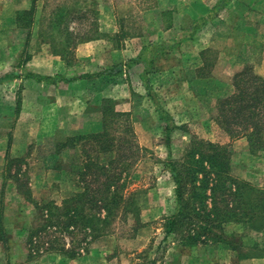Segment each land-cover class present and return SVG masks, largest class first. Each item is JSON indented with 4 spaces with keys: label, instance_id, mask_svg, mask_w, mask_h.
Masks as SVG:
<instances>
[{
    "label": "crops",
    "instance_id": "obj_1",
    "mask_svg": "<svg viewBox=\"0 0 264 264\" xmlns=\"http://www.w3.org/2000/svg\"><path fill=\"white\" fill-rule=\"evenodd\" d=\"M4 3L5 0H0V10H4ZM29 7L30 1L25 9ZM216 9L218 15L189 37L178 33L171 37L157 30L153 38L143 35L133 38L131 42L136 41V47L125 44L120 48L113 47L110 40L98 39L78 44L71 61L68 55L65 61L52 54L44 41L47 44L44 47L40 42L38 48L32 51L28 48L30 56L22 68L11 72L18 78L0 83V107L8 109V115H15L11 133L0 137V171L4 173L7 158L24 157L34 142L44 139L62 142L101 132V104L106 99L112 102L114 112L127 115L140 148L150 149L153 134L164 129V144L158 148L164 147L170 158L183 153V144L177 149L173 147L175 136H181L186 143L190 135L188 127L194 129V125L200 124L208 130L207 125L217 123L212 119L214 80L219 86L224 82L226 92L228 89L231 94L233 77L245 67L264 79V0H231L227 6ZM233 9L236 16L227 19L225 14ZM105 18L99 19L100 29L112 35L117 22L109 12ZM7 27L10 32L19 29L15 21L0 19V55H21L26 43H15V36L6 41ZM7 91L8 94L12 91V99L8 101ZM142 107L148 108L150 115L138 116ZM0 115L5 117L6 113ZM154 117L159 119L155 121ZM202 138L213 140L212 135L203 134ZM221 144L230 146L231 168L238 180L264 189V150L251 152L245 136L231 139L226 133L222 134ZM3 196L1 191L0 202ZM242 229L253 236L252 244L245 245ZM223 233L237 238L242 252L250 246L261 249L262 233L250 232L243 224L227 223ZM159 251L160 256L150 264H264V256L244 257L223 242L185 245L178 241Z\"/></svg>",
    "mask_w": 264,
    "mask_h": 264
},
{
    "label": "trees",
    "instance_id": "obj_2",
    "mask_svg": "<svg viewBox=\"0 0 264 264\" xmlns=\"http://www.w3.org/2000/svg\"><path fill=\"white\" fill-rule=\"evenodd\" d=\"M37 1L30 0L28 9L16 12L18 28L31 26ZM87 2L75 0V4L69 5L68 0L64 1L47 17L44 14L40 19L41 22L49 21L40 37H47L52 52L64 60L63 55L69 53L71 44L75 46L97 39L89 32L77 33L64 24L76 21L84 25L89 20L85 7ZM91 14L97 15L95 12ZM88 25L93 28L95 23ZM60 29L65 31L64 46L57 40L62 33ZM16 78L18 76L14 73L6 74L0 77V83ZM233 85L235 92L218 102L220 114L217 123L231 139L245 136L251 152L264 150V79L249 67L234 76ZM101 113V132L71 137L55 144L58 152L79 145L82 154L88 156L78 173L83 184L80 191L59 204L54 201L37 202L31 199L30 192L23 191L20 183L16 184L18 192L35 209L37 223L28 231L26 241L29 257L31 249H35L37 254L46 251L63 254L70 259L77 258L97 239L112 232L118 217L126 219L131 213L138 220L139 207L135 196L140 190L129 187L133 183L130 175L138 157L146 150L137 145L127 115L114 112L110 100L103 101ZM168 142L166 139V145ZM91 154L94 155L92 159L89 157ZM109 154L112 156H107ZM100 157L107 158L105 164L100 163ZM25 161V157L7 158L6 164L11 167ZM230 164L231 152L226 146L196 138L191 140L181 159L173 161L168 157L175 208L171 215L162 219L165 234L180 237L179 241L185 245L223 242L244 257L264 256L262 247L258 251L250 246L242 252L240 241L223 233L225 224L240 223L264 236V189L254 188L232 177Z\"/></svg>",
    "mask_w": 264,
    "mask_h": 264
},
{
    "label": "rangeland",
    "instance_id": "obj_3",
    "mask_svg": "<svg viewBox=\"0 0 264 264\" xmlns=\"http://www.w3.org/2000/svg\"><path fill=\"white\" fill-rule=\"evenodd\" d=\"M29 1L15 0L11 2L10 0H5L4 10H0V19L15 21V9L19 7L21 9L19 11L26 10L25 7L29 6ZM64 1L67 0H38L36 14L29 28H15V32H10L11 29L8 27L5 29L6 41H10L11 37L15 36L13 41H16L15 43H26V47L22 50L21 55H12V53L0 55V77L22 68L24 60L30 56L27 53L28 48L32 51L40 46V42L43 47L47 45L43 41L48 43L52 52L48 38L40 37V34L46 30L45 27L49 26V21L41 22L40 19L44 14L47 17L52 9L57 5H61ZM230 1L88 0L85 7L89 14V20L85 21L84 25H79L80 23L76 21L64 24L77 33L89 32L90 35L96 36L95 38L97 39L91 41L103 39L109 42L110 40L109 43L113 47L116 46L118 48L125 44L135 46L137 45L136 41L131 42L133 38L141 35L145 38L146 36L147 38H153L157 35V30L165 32V35L171 37L177 33L183 37H189L204 22L218 15L219 12L216 8L221 5L227 6ZM68 4H75V0H68ZM43 5H46V7L44 8ZM90 12H95L97 15ZM108 12L114 15V20L118 26L116 32L112 35L107 32L108 30L100 29L99 25L100 17L105 16L107 20ZM167 12H170V14L167 15ZM232 15L236 16L234 9L225 14L227 19L230 16L232 17ZM92 23H95L93 28L88 25ZM191 29L194 31L190 34L189 31ZM16 31H19V33L16 34ZM60 31L62 33L57 40L61 43V46H64L65 31L62 29ZM245 40L247 41L248 39L245 38ZM78 44L75 46L70 45L69 53L66 54L68 55V61L72 60L71 56L74 55V49ZM66 55H63V58L67 60ZM246 68L249 67L244 69ZM221 84L219 86L218 81L214 80L212 109V119L214 120L218 119L220 114L218 102L235 92L233 79L231 82L233 93L231 94H228V91H230L228 89L226 92L224 87L226 84L224 82ZM228 86L230 87V84ZM200 89L198 87V90ZM9 91L6 92V101L9 98L12 99V91L8 94ZM224 93L228 96H223ZM4 112L6 113L5 117L0 115L1 138L8 137L15 124V115H8V109L0 107V114ZM138 113V116L150 115L148 108L145 107L139 109ZM199 113L202 115L203 109ZM134 116L137 115L134 114ZM158 119L157 117L155 121ZM194 126V129L193 127H188V125L185 126V128L188 127L187 129L190 132L186 143V140H182L181 136H175L172 139L174 149L180 148L183 144L182 148L184 150L179 155L174 154V157H171L173 161L181 159L184 152L188 149L191 142L190 136L193 139L206 140L202 138L203 134L212 135V142L226 146L230 150L229 144H221L222 134L226 132L218 123L212 126L207 125L206 128L208 130H205L200 124ZM159 128L161 127L159 126ZM153 135L150 149L138 157L133 166V173L130 175L133 183L129 187L140 190L139 194L135 196L139 207L138 220L131 213H128L129 215L126 219H123L122 216L118 217L119 219L114 223L112 232L97 239L88 246L86 252L81 253L80 256L74 259L54 252L40 251L37 254L38 250L35 249H31V256H28L27 234L37 223L34 218L35 209L18 192L16 184L20 183L24 192H30L32 200L37 202L54 201L59 204L63 199L81 190L83 184L78 179V173L84 167L86 159H89L88 156L86 157L82 154L79 145L58 152L55 147L56 141L44 139L34 142L29 147L27 154L24 156L26 158L24 163H16L11 165V167L5 163L6 169L4 173L0 171V193L2 190L4 192L0 202V224L3 229L2 232L0 231V264H150L153 259H157L160 256V248L172 243L177 244L180 237L174 235L166 236L164 220H162L171 215L175 208L174 184L167 165L168 156L164 147L159 149L164 144V129H158ZM107 156L112 155L109 154ZM89 157L92 159L94 155L91 154ZM106 161L107 158L100 157L101 164H105ZM231 167L230 164V175L238 179L235 169L232 170ZM2 185L3 187H1ZM228 231H231V229ZM241 233L244 237L245 245L249 242L252 244L253 236L246 229H242ZM260 239L261 247L264 249V236L262 235Z\"/></svg>",
    "mask_w": 264,
    "mask_h": 264
}]
</instances>
